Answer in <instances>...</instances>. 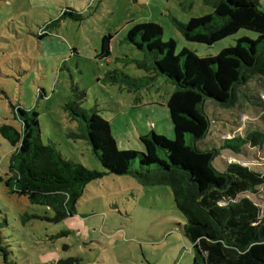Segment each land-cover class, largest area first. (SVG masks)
Instances as JSON below:
<instances>
[{
    "label": "rangeland",
    "instance_id": "1",
    "mask_svg": "<svg viewBox=\"0 0 264 264\" xmlns=\"http://www.w3.org/2000/svg\"><path fill=\"white\" fill-rule=\"evenodd\" d=\"M259 7L264 9V0ZM212 11L202 0H0V125L20 130L13 109H33L44 144L54 143L64 159L98 172L105 171L87 142L68 137L78 130V123L64 110L68 102L83 110L96 107L109 122L119 151L142 153L138 138L150 131L173 139L166 106L174 90L171 83L150 75V85L131 92L105 81V76L112 70L131 78L146 76L126 60L144 56L124 41L134 23H156L162 29V41L173 40L177 53L187 49L198 57L215 56L241 37L256 39L255 33L240 30L211 46L189 43L171 23V18L187 23ZM41 30L46 37H38ZM106 35L112 37L111 54L100 60L97 55ZM248 89L252 91L245 93L255 96L250 101L256 106L239 99L238 107L230 111L210 105V100L205 103L214 123L204 144L217 148L233 136L264 133V83H252ZM13 153L0 136V244L8 253V264L65 260L72 264H192V244L182 232L185 219L175 208L169 187H145L128 175L106 174L85 187L72 217L53 223L43 218L53 216L49 209L29 204L5 186ZM228 164L264 177V146L246 145L237 154L224 150L214 160L220 170ZM131 168L146 169L138 160ZM239 198L264 207V184ZM0 264H4L1 254Z\"/></svg>",
    "mask_w": 264,
    "mask_h": 264
},
{
    "label": "trees",
    "instance_id": "2",
    "mask_svg": "<svg viewBox=\"0 0 264 264\" xmlns=\"http://www.w3.org/2000/svg\"><path fill=\"white\" fill-rule=\"evenodd\" d=\"M202 1L212 7L211 14L192 17L187 23L171 18L186 42L211 46L240 30L255 33L256 39L241 37L215 56L198 57L187 49L177 53L173 40L162 41V29L156 23H134L124 41L144 56L126 60L146 76L131 78L119 70L105 76V81L123 85L131 92L150 85L153 77H164L171 83L174 90L166 106L173 139L150 131L138 138L142 153L119 151L109 122L96 107L83 110L75 102H68L64 110L78 123L77 133L68 137L85 140L105 172L93 171L64 159L54 143L44 144L37 112L15 107L13 114L21 124L20 130L0 125V136L14 150L4 178L9 193L49 209L53 216L43 218L59 223L75 214L89 183L106 174L128 175L145 187L170 188L175 208L185 219L182 232L192 244V264H264V207L239 198L255 193L264 184V177L238 164H228L223 170L214 166L224 150L237 154L246 145L262 148L264 133L233 136L217 148L204 144L214 123L212 114L206 112L208 100L210 105L230 111L238 107L239 99L257 105L250 101L255 96L245 92L252 91L248 89L252 83H264V9L259 7L260 0ZM43 31L39 38L47 36ZM111 39L110 35L102 38L98 59L109 58ZM136 160L146 168L144 171L131 168ZM0 254L8 264V253L1 244ZM72 263L65 260L54 264Z\"/></svg>",
    "mask_w": 264,
    "mask_h": 264
}]
</instances>
